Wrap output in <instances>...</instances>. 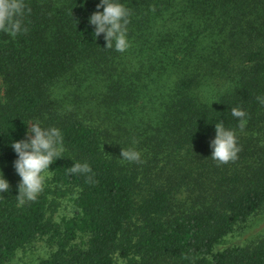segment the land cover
Listing matches in <instances>:
<instances>
[{
  "label": "trees",
  "instance_id": "trees-1",
  "mask_svg": "<svg viewBox=\"0 0 264 264\" xmlns=\"http://www.w3.org/2000/svg\"><path fill=\"white\" fill-rule=\"evenodd\" d=\"M120 2L125 52L94 38L99 0H25L27 31H0V264L41 239L37 264H264V237L214 251L264 207V0ZM35 120L59 128L65 150L17 207L11 143ZM221 121L241 149L227 164L210 157ZM130 147L141 162L120 158ZM73 161L91 172L69 175ZM59 192L73 214L54 221Z\"/></svg>",
  "mask_w": 264,
  "mask_h": 264
},
{
  "label": "clouds",
  "instance_id": "clouds-1",
  "mask_svg": "<svg viewBox=\"0 0 264 264\" xmlns=\"http://www.w3.org/2000/svg\"><path fill=\"white\" fill-rule=\"evenodd\" d=\"M94 11L88 17V23L94 26V38L103 34L104 47L117 52H125L129 47L127 25L130 11L120 0H99ZM102 8V11L99 10ZM25 0H0V31L15 35L27 31L23 18L30 13ZM264 102V101H262ZM231 115L239 120L242 131L246 126V113L232 108ZM26 139L12 141L11 147L17 154L13 161L15 172L20 177L17 185L16 206L23 207L27 202L37 200L50 175V165L64 152L62 131L55 126H43L39 120L27 124ZM215 136L210 140V157L218 164H227L238 159L240 146L236 132L226 128L223 121L214 124ZM120 158L130 163L141 162V152L134 147L121 149ZM91 172L87 162L73 161L68 174H86ZM9 181L0 171V193L9 191Z\"/></svg>",
  "mask_w": 264,
  "mask_h": 264
},
{
  "label": "rangeland",
  "instance_id": "rangeland-1",
  "mask_svg": "<svg viewBox=\"0 0 264 264\" xmlns=\"http://www.w3.org/2000/svg\"><path fill=\"white\" fill-rule=\"evenodd\" d=\"M60 195L51 194L47 216L54 221H60L73 214L72 195L68 192H59ZM264 237V207L249 217L245 222L239 223L234 230L224 236L215 246L214 251H220L230 246H245ZM50 249L44 239L26 245L16 252L14 258L7 264H37L40 259L48 256ZM122 264L124 262L119 260Z\"/></svg>",
  "mask_w": 264,
  "mask_h": 264
}]
</instances>
